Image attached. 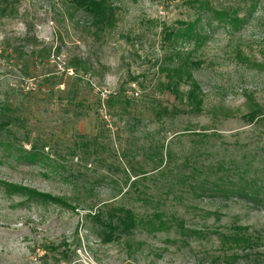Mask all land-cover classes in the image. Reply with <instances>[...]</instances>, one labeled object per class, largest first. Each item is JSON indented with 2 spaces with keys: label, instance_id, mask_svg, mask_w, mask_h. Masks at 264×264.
Returning <instances> with one entry per match:
<instances>
[{
  "label": "rangeland",
  "instance_id": "obj_1",
  "mask_svg": "<svg viewBox=\"0 0 264 264\" xmlns=\"http://www.w3.org/2000/svg\"><path fill=\"white\" fill-rule=\"evenodd\" d=\"M112 1L117 24L99 34L67 0H20L12 16H0V108L9 107L0 111V122L13 118L0 132V264H223L212 233L236 225L261 242L248 255L238 251L230 264H264V193L252 202L236 196L164 198L160 209L183 219L187 229L209 228L205 240L185 245L175 229L137 230L105 244L86 218L111 204L151 213L153 206L137 191L158 198L193 152L205 150L201 161L209 164L217 158L250 163L264 180V115L251 123L240 118L253 105L264 113V0L240 30L229 34L216 27L195 52L201 64L193 76L206 108L221 105L236 113L217 120L209 113L156 115L179 104L159 85L171 51L164 31L193 17L190 0ZM201 127L217 136L199 142L191 132L176 133ZM90 140L96 151L82 147ZM32 143L47 156L35 162L19 156ZM160 144L173 160L165 177L154 171L155 151L148 149ZM18 188L62 198L74 209L27 199Z\"/></svg>",
  "mask_w": 264,
  "mask_h": 264
},
{
  "label": "trees",
  "instance_id": "obj_2",
  "mask_svg": "<svg viewBox=\"0 0 264 264\" xmlns=\"http://www.w3.org/2000/svg\"><path fill=\"white\" fill-rule=\"evenodd\" d=\"M19 1L0 0V16H12ZM67 1H69L74 10L83 13L89 19V25L94 28L97 34L115 28L117 24V9L112 0ZM187 4L193 12V17L187 21L179 22V26L176 28L164 31V38L171 46V51L165 56L168 65L161 69L165 73V77L159 84L179 104L171 109L162 107L156 112V115L159 114V117L162 118L176 114L200 115L209 113L213 120L234 118L236 113L224 106L218 105L206 108L204 94L193 76L194 70L198 69L201 64L199 60L195 59L194 55L207 40L210 30L222 27L227 30V33L233 34L249 23L258 8V0H241L238 5L214 3L213 0H190L187 1ZM186 44L191 46V49L181 47ZM234 56L236 59H241L242 52L237 50ZM182 85L186 86L184 91L180 90ZM5 109L9 110V107L2 104L0 111L2 112ZM262 115L264 113H262L260 108L253 105L248 107V111L240 115V118L251 123ZM11 121H13L12 115H7L6 120L0 122V132L2 129H6V126ZM213 131L201 127L199 131L185 128L176 133L185 134V132H191L192 137H196L199 142H204L217 136V133ZM82 138L86 137L83 136ZM26 140L29 142L28 139ZM91 142L92 140L83 141L81 145L82 147L92 145L95 148L94 151H96V147ZM0 144L2 143L0 142ZM17 146L21 147L20 144ZM148 149H154L155 151L157 165L154 167V171H158V175H163L167 169L165 168L166 163L170 164L173 161L171 152L169 150L165 151L163 144L157 147L151 146ZM40 150L43 152V147ZM40 150L32 143L27 153L19 156H24L29 162H35L47 156L43 155ZM205 153V150L191 153L188 156L190 158H186L177 168L175 179H171L175 183H171L162 193L160 192L161 194L158 198H154L148 192L137 191L139 198L144 201V204L153 206L151 213L138 215L130 207L111 204L99 207L93 214L89 213L86 215V218H90L96 224L100 241L107 244L119 241L122 238L126 239L131 237L137 230L144 231L147 234H155L169 232L171 229H175L182 235L181 243L184 245L188 239L205 240L210 235L208 233L209 228L187 229L183 219L178 218L175 214L164 213L160 209L164 198L172 196V198L179 199L183 194H189L192 197L216 196L225 199L236 196L252 202L261 193H264V188H262L264 180L259 179L257 173L253 172L254 170L252 171V164L244 161L241 164L239 160L236 161L234 159L224 161V158H217L214 163L209 164V161H201L204 156H207V153ZM163 164L164 166H162ZM135 170L133 169V172ZM146 174L147 172H142L140 176H145ZM165 175L163 176L165 177ZM137 183L138 181L132 184L135 185ZM182 188L183 190H181ZM15 192L26 195L27 199L74 209L62 198L54 197L47 193H40L25 188H18ZM212 234H215L219 239L223 251L219 260L223 264H230L238 259L241 256L238 255V251L248 255L247 252L254 250L261 242L259 235L249 233L247 227L237 225L231 231Z\"/></svg>",
  "mask_w": 264,
  "mask_h": 264
}]
</instances>
